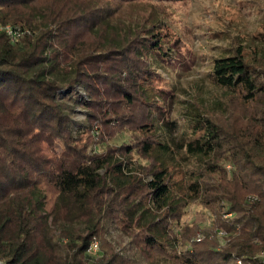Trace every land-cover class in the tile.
Masks as SVG:
<instances>
[{
  "label": "trees",
  "instance_id": "1",
  "mask_svg": "<svg viewBox=\"0 0 264 264\" xmlns=\"http://www.w3.org/2000/svg\"><path fill=\"white\" fill-rule=\"evenodd\" d=\"M95 8L87 0H0V22L24 31L15 42L0 31V258L4 264H138L111 242L88 263L92 239L103 237L111 223L128 231L131 245L138 239L144 251L158 248L173 264H264V63L249 62L241 48L215 59L213 81L239 93L255 111L246 127L229 130L210 116L195 115V134L180 147L197 167L186 192L178 193L164 156L173 148L165 141L143 145L146 156L156 153L150 166L110 151L89 155L68 141L72 106L61 96H80L78 85L93 95L101 83L91 78L111 79L109 69L93 70L94 59L125 56L123 42L83 52L65 37L59 40L82 23L94 27L89 15ZM144 34L135 48L140 60L151 54L170 58L173 49L158 34ZM146 91L139 90L147 97ZM122 94L133 99L124 86ZM35 128L42 133L30 138ZM51 136L63 140L62 158L34 155L31 145ZM192 201L213 215L200 241L178 228L182 208Z\"/></svg>",
  "mask_w": 264,
  "mask_h": 264
},
{
  "label": "rangeland",
  "instance_id": "2",
  "mask_svg": "<svg viewBox=\"0 0 264 264\" xmlns=\"http://www.w3.org/2000/svg\"><path fill=\"white\" fill-rule=\"evenodd\" d=\"M87 3L89 7L96 6L89 15L93 22H88L94 27L82 23L60 35L59 40L65 37L71 47L83 52L123 42L125 56L94 59L93 70L104 73L109 69L111 79L94 82L91 78V82L101 83L93 89V95L78 85L82 97L79 103L76 100L80 96L75 91L72 98L61 96L72 106L69 113L73 130L68 141H77L76 146L89 155L110 151L146 166L154 164L156 153L146 156L143 145L165 141L173 148V153L164 155L172 171L171 181L178 193H185L186 184L195 176L197 161L185 153L180 143L194 136L195 115L202 113L227 129H237L246 127L248 115L255 111V106L245 103L239 93L213 81L212 67L216 58L232 55L238 48L244 50L249 62L264 63V0H87ZM145 29L158 34L165 48L173 49L169 59L162 60L155 54L139 59L135 48L140 37L147 36ZM132 32L136 34L128 41V33ZM126 78L130 79L128 83ZM122 86L130 89L132 100L122 94ZM140 88L147 89L149 96L140 93ZM41 133V128H35L30 138ZM39 139L31 145L34 155L62 158V139L52 136L49 140ZM128 148L133 151L128 153ZM224 165L232 167L230 163ZM212 221L210 210L192 201L182 208L178 228L185 229L190 241H200ZM105 225L104 236L97 237L100 250L90 256L88 263L102 257L111 242L117 250L123 249L122 256L132 262L173 264L165 261L167 255L160 249L144 251L138 239L131 245L128 231L111 223ZM217 234L221 237L225 231ZM190 243L180 244L178 251Z\"/></svg>",
  "mask_w": 264,
  "mask_h": 264
},
{
  "label": "built area",
  "instance_id": "3",
  "mask_svg": "<svg viewBox=\"0 0 264 264\" xmlns=\"http://www.w3.org/2000/svg\"><path fill=\"white\" fill-rule=\"evenodd\" d=\"M0 31H4L10 37V40L13 42L19 40L24 34V31L21 29V27L17 25H13L11 23L2 24L0 22ZM99 250H100V242L96 237H94L87 249V252L90 255L94 256L99 252ZM262 256L264 260V252H262ZM0 264H4V261L1 258H0Z\"/></svg>",
  "mask_w": 264,
  "mask_h": 264
}]
</instances>
